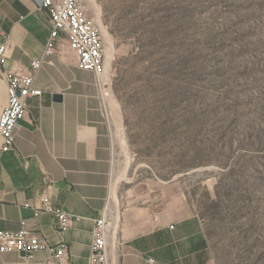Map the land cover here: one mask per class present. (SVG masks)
I'll return each instance as SVG.
<instances>
[{"label":"rangeland","instance_id":"374dc122","mask_svg":"<svg viewBox=\"0 0 264 264\" xmlns=\"http://www.w3.org/2000/svg\"><path fill=\"white\" fill-rule=\"evenodd\" d=\"M81 2L123 117L125 179L173 185L209 264H264V0Z\"/></svg>","mask_w":264,"mask_h":264},{"label":"crops","instance_id":"0c3cea01","mask_svg":"<svg viewBox=\"0 0 264 264\" xmlns=\"http://www.w3.org/2000/svg\"><path fill=\"white\" fill-rule=\"evenodd\" d=\"M43 1L0 0V39L8 57L3 71L32 73L40 91L28 99L11 151H1L0 137V231L16 232L24 223L31 234L68 250L60 259L38 251L31 261L6 253L0 264H89L95 221L105 213L114 226L113 264H209L202 222L182 207L183 199H175L173 185L141 191L139 183L125 179V128L112 82L78 69L64 35L45 55L50 25L38 10ZM32 61H41L35 72ZM6 103L2 74L0 114ZM42 195L80 220L60 233L51 214L34 216Z\"/></svg>","mask_w":264,"mask_h":264},{"label":"built area","instance_id":"2783aa9c","mask_svg":"<svg viewBox=\"0 0 264 264\" xmlns=\"http://www.w3.org/2000/svg\"><path fill=\"white\" fill-rule=\"evenodd\" d=\"M40 11L47 14L50 25V37L45 47V55H50L59 38L64 35L71 50L76 54L77 67L80 70L91 72L96 76L104 74L105 46L100 31L93 21L87 16L86 8L81 0H44ZM7 46L0 39V75L7 81V103L0 114L1 151L8 152L14 146V131L19 122L25 119L28 108V99L36 97L40 91L33 87L32 73L3 71L7 61ZM41 61H32L31 70L37 71ZM43 182H50L46 173ZM29 207V205H25ZM34 216L46 212L51 214L56 221L60 233L68 231L80 217L72 215L61 208L51 205L49 198L42 195L39 206L33 209ZM111 216L108 214L95 221L93 241L89 264H113L114 250L110 249L112 240ZM172 229L173 226H170ZM67 246L59 243L51 246L36 235L31 234L24 223L16 232L0 231V255L6 253L23 254L25 260L31 261L38 251H47L54 259L67 256ZM151 262H153L151 260Z\"/></svg>","mask_w":264,"mask_h":264},{"label":"water","instance_id":"95a60500","mask_svg":"<svg viewBox=\"0 0 264 264\" xmlns=\"http://www.w3.org/2000/svg\"><path fill=\"white\" fill-rule=\"evenodd\" d=\"M54 100L57 101V102H60L61 101V96L60 95L54 96Z\"/></svg>","mask_w":264,"mask_h":264},{"label":"bare ground","instance_id":"6f19581e","mask_svg":"<svg viewBox=\"0 0 264 264\" xmlns=\"http://www.w3.org/2000/svg\"><path fill=\"white\" fill-rule=\"evenodd\" d=\"M112 227L114 228L113 224H112Z\"/></svg>","mask_w":264,"mask_h":264}]
</instances>
